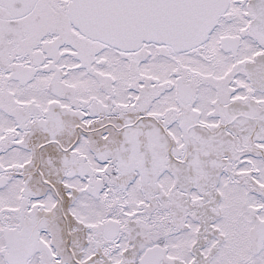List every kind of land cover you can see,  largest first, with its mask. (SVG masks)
I'll return each instance as SVG.
<instances>
[{"label": "snow or ice", "instance_id": "snow-or-ice-1", "mask_svg": "<svg viewBox=\"0 0 264 264\" xmlns=\"http://www.w3.org/2000/svg\"><path fill=\"white\" fill-rule=\"evenodd\" d=\"M0 264H264V0H0Z\"/></svg>", "mask_w": 264, "mask_h": 264}]
</instances>
